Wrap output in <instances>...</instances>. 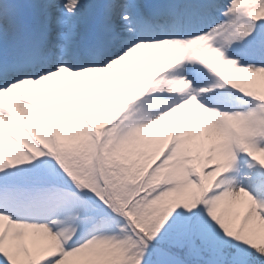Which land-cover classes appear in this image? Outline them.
Returning <instances> with one entry per match:
<instances>
[{"label":"snow or ice","instance_id":"6c2138e0","mask_svg":"<svg viewBox=\"0 0 264 264\" xmlns=\"http://www.w3.org/2000/svg\"><path fill=\"white\" fill-rule=\"evenodd\" d=\"M0 264H264V0H0Z\"/></svg>","mask_w":264,"mask_h":264}]
</instances>
